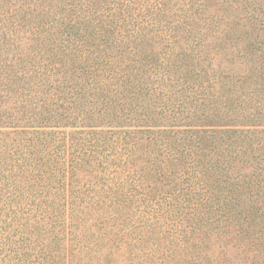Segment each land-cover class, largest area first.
<instances>
[{
  "label": "trees",
  "instance_id": "1",
  "mask_svg": "<svg viewBox=\"0 0 264 264\" xmlns=\"http://www.w3.org/2000/svg\"><path fill=\"white\" fill-rule=\"evenodd\" d=\"M254 11L0 0V264H264Z\"/></svg>",
  "mask_w": 264,
  "mask_h": 264
},
{
  "label": "rangeland",
  "instance_id": "2",
  "mask_svg": "<svg viewBox=\"0 0 264 264\" xmlns=\"http://www.w3.org/2000/svg\"><path fill=\"white\" fill-rule=\"evenodd\" d=\"M246 1L251 3L254 2V4L247 5ZM223 5L225 6L226 10L228 9V13L231 16L229 17L231 20V24L236 27L250 24L251 20L245 19V17H249V14L246 12V7L250 9L254 7L256 26L253 30L254 33L252 32L253 35L251 36L252 39L255 40V42H260V44L264 43V0H223ZM254 56L257 58V54H255Z\"/></svg>",
  "mask_w": 264,
  "mask_h": 264
}]
</instances>
